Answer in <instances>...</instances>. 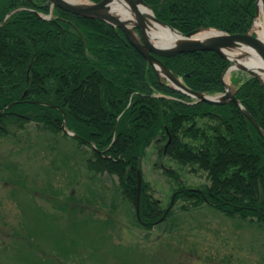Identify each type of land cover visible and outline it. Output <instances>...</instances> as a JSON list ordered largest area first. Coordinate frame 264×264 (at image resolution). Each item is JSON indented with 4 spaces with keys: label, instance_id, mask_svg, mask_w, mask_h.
Wrapping results in <instances>:
<instances>
[{
    "label": "trees",
    "instance_id": "trees-1",
    "mask_svg": "<svg viewBox=\"0 0 264 264\" xmlns=\"http://www.w3.org/2000/svg\"><path fill=\"white\" fill-rule=\"evenodd\" d=\"M145 1L184 33L211 27L246 33L257 16V0ZM162 60L195 91H225L230 61L215 51ZM233 82L237 98L264 130V85L249 74ZM65 115L75 136L63 131ZM32 128L71 137L87 170L116 178L134 205L141 174L144 222L138 223L144 228L160 223L166 212L145 179L150 147L179 186L165 220L182 200L183 211L205 203L264 228V136L236 102L210 104L176 89L104 19L49 0H0V136L17 139ZM183 168L205 173L208 182L187 185Z\"/></svg>",
    "mask_w": 264,
    "mask_h": 264
},
{
    "label": "rangeland",
    "instance_id": "rangeland-1",
    "mask_svg": "<svg viewBox=\"0 0 264 264\" xmlns=\"http://www.w3.org/2000/svg\"><path fill=\"white\" fill-rule=\"evenodd\" d=\"M246 74L233 70L227 82ZM84 157L64 133L0 136V264H264V228L205 203L183 211L182 200L144 228L118 180L89 172ZM158 161L150 147L145 179L167 208L179 186ZM190 170L180 171L187 185L208 182Z\"/></svg>",
    "mask_w": 264,
    "mask_h": 264
},
{
    "label": "water",
    "instance_id": "water-1",
    "mask_svg": "<svg viewBox=\"0 0 264 264\" xmlns=\"http://www.w3.org/2000/svg\"><path fill=\"white\" fill-rule=\"evenodd\" d=\"M119 0H86V1H68V0H50L53 6H57L66 11L78 14L87 18H101L106 20L107 22L118 27L125 38L131 42L144 56L145 58L157 69V71L167 80H169L176 89L186 93L192 97L197 98L198 100L205 101L210 104H224L229 101L236 102L245 112L252 122L256 125L259 131L264 136V130L259 125L257 120L244 108L241 104L240 100L236 96L235 89L225 82L226 90L224 93H220L217 95H211L204 92L195 91L190 88L183 79L177 77L173 71L165 64L162 60V57H172L181 53L195 52V51H215L227 58L231 61V64L226 68L224 72V79L226 78L227 72L230 70L232 66L235 65L234 61L229 58L227 55V51L233 50L241 46L242 44H249L258 49L259 54L264 60V41L259 39V37L252 33V30L246 33H228L223 30H219L216 28H198L192 30L190 32L184 33L172 25L164 22L160 18H158L154 12V10L150 7V5L145 0H125L127 1L133 8H137L139 4L149 8L153 11V18L156 22L161 25H165L182 36V41L178 44L167 45L160 44L151 40L149 35V25L145 21L144 16L138 12V21L134 24H130L129 20L125 19L116 9L115 4ZM260 14V0H257V17ZM44 18H49V16H43ZM130 25V26H129ZM214 29L216 32L208 37H199V33ZM253 29V28H252ZM235 70H242L247 72L248 74L258 78L262 84L264 85V81L262 80L259 72L256 68L249 67L245 64L239 65ZM66 115L63 123V130L70 135L75 136V133L71 132L66 125ZM141 188H142V178L141 174H139V182H138V196L136 201V209L137 215L140 220L141 219ZM174 203V199L171 202V205L167 208L164 216L160 219V221L164 220L169 213L172 205Z\"/></svg>",
    "mask_w": 264,
    "mask_h": 264
},
{
    "label": "bare ground",
    "instance_id": "bare-ground-1",
    "mask_svg": "<svg viewBox=\"0 0 264 264\" xmlns=\"http://www.w3.org/2000/svg\"><path fill=\"white\" fill-rule=\"evenodd\" d=\"M68 1H86V0H68ZM115 7L117 11L127 20L130 24H134L138 21V12H140L147 24L149 25V35L151 40L160 44L174 45L182 41V36L173 29L161 25L153 18V11L149 8L139 4L137 8H133L127 1L119 0ZM130 26V25H129ZM216 31L214 29L205 30L199 33V37L211 36ZM252 33L256 34L259 39L264 41V0H260V14L257 17ZM227 55L234 61L235 65L230 68L226 74V80L235 68L239 65L245 64L249 67L256 68L259 72L262 80L264 81V60L257 48L249 44H242L236 49L227 51Z\"/></svg>",
    "mask_w": 264,
    "mask_h": 264
}]
</instances>
